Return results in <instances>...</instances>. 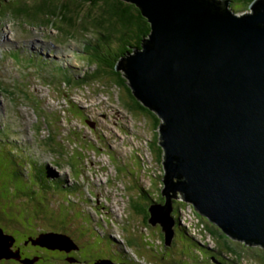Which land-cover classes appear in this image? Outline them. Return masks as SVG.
Segmentation results:
<instances>
[{
  "label": "rangeland",
  "instance_id": "rangeland-1",
  "mask_svg": "<svg viewBox=\"0 0 264 264\" xmlns=\"http://www.w3.org/2000/svg\"><path fill=\"white\" fill-rule=\"evenodd\" d=\"M21 1L32 5L40 0H4L6 6L0 8V60L5 50L15 49L21 50L23 56L37 59V50L32 53V48H42L53 59H59L63 56L61 51L65 52L66 60L58 62L75 79L94 69L81 55L99 37L96 28L89 23L86 29L81 23L69 28L59 18L44 17L49 20L38 23H29L25 17L13 20L7 8ZM238 10L236 14L243 15L249 7ZM86 13L83 9L80 15L84 17ZM1 65L11 87L4 84L0 87V125L4 124V129L16 127L21 136L16 137L15 146L28 139L34 159L29 147L23 145V148L10 147L7 161L0 155V214L21 228L12 233L17 242L24 237L23 233L34 234L33 219L37 215V225L43 231L51 229L50 222L67 227L64 232L68 230L75 243L80 244L77 254L75 250L66 253L41 246L31 248L29 255L41 256L34 264H93L95 258L108 260L109 256L121 257L128 264H171L177 259L187 262L185 257L190 260L188 264H201L199 259L209 257L205 249H200L197 258L190 251L194 245L181 231L174 245L164 248L160 227L146 223L144 215L136 212L147 206V194L160 201L163 187L158 182L163 178V168L162 156L161 159L158 156L159 140L154 135L158 134V127H154L147 114L131 113L126 108V88H117L110 81L70 85L57 73L44 71L38 78L31 70L30 74L10 68L12 65L8 63L0 62ZM72 66L77 68L76 72ZM13 83L19 84L26 95L13 88ZM36 104H40L42 114ZM5 133H0V137ZM7 149L0 146L3 152ZM19 157L21 162L17 161ZM172 199L184 205L180 214L183 219H191L186 225L191 228L198 225L191 205L179 194ZM180 223L183 225L181 220ZM0 225L4 231L5 226ZM200 233L205 236L201 240L210 243L211 238L202 231L193 234L198 238ZM228 239L230 246L241 253L240 264H264L261 259L264 248ZM0 264L17 263L0 261Z\"/></svg>",
  "mask_w": 264,
  "mask_h": 264
},
{
  "label": "water",
  "instance_id": "water-1",
  "mask_svg": "<svg viewBox=\"0 0 264 264\" xmlns=\"http://www.w3.org/2000/svg\"><path fill=\"white\" fill-rule=\"evenodd\" d=\"M122 1L149 24L141 47L117 67L160 120L164 202L148 207V224L158 225L170 246L179 194L228 238L264 248V0L243 15L218 0ZM30 241L77 249L53 232ZM14 243L0 228V260L31 264Z\"/></svg>",
  "mask_w": 264,
  "mask_h": 264
},
{
  "label": "trees",
  "instance_id": "trees-1",
  "mask_svg": "<svg viewBox=\"0 0 264 264\" xmlns=\"http://www.w3.org/2000/svg\"><path fill=\"white\" fill-rule=\"evenodd\" d=\"M218 1L228 2L229 4L228 7L232 9L234 12L236 11L235 13H238L237 12L239 11L238 9L243 8L244 10H246L255 0H218ZM29 3L30 2L25 3L21 1L15 5L9 4L7 11H10L12 18L21 19L20 17H25L23 19L27 21L42 22L49 20V19H43L44 17L51 18L53 20L59 18V19H63L64 23L69 28H74L78 23H81L83 28L86 27L87 23L92 25L93 28H96V31L99 33V37H97V39L95 38L92 45L87 46V48L84 49L86 52L88 64L90 63L94 65V69L89 73H86L75 84L83 86L91 83L100 84L102 81H110L111 84H113L117 88L124 87L126 88V100H125L126 108L129 109L131 113H141V114L143 113V115L147 114L148 117L153 119L154 127L157 128L159 126V122H160L159 118L156 116V114L145 108L140 102H138L135 99V97L132 95L130 88L127 86L122 71L117 70V67L123 65L122 63H124L125 61L124 58H126L127 55L132 50L139 49L141 47L142 41L149 34V24L147 20L141 15L140 10L136 6H134L131 3L124 2L122 0H40L39 2H35L32 5H30ZM3 4L5 5L4 0H0V8ZM83 9L87 10V13L85 14L84 17L80 15L81 10ZM127 97L129 100H127ZM154 135L156 136V140H158V134H154ZM151 144L152 142L150 143V145ZM161 152L162 149L158 153L159 159H161L162 156ZM0 155L2 156L4 161L9 160V155H10L9 152L6 151L3 152L0 150ZM158 183L160 185L161 184L163 185L162 180L161 182ZM143 193L141 194L145 196ZM19 195L23 196V193ZM147 198H148L146 200L148 201L147 206L145 205L141 206L136 211L137 213L144 215V219L146 223H148V219H149L148 205L153 203L164 202V197L161 195V192H160V201L151 199L148 194H147ZM31 205L32 203L29 206L31 207ZM34 206L36 205H33L32 207ZM183 209H184V205L182 206L180 203H175V205H173L171 216L175 217L176 224L179 218L178 216L179 211ZM194 216L197 218L198 226L201 227L203 233H206L211 236L214 246V247H207L206 245H200L199 242L192 240L191 243L194 245L193 247L194 250L190 249V251H192L193 253L194 251L199 253L200 249H205L209 253V257L207 259L205 258L199 259L201 261V264L202 263L240 264L238 260L239 259L242 260L241 253L237 252L233 247H231L232 245L230 244L231 242L229 241L228 237L224 235L212 223L208 222L206 219L201 217L197 212L194 213ZM36 218H38L37 215L33 219L34 220L33 231H35L34 234L30 235L23 233L24 237L18 243L20 247L26 245L25 244L26 242L27 244L28 243L31 244L30 239L34 240L37 237H39L41 233H48V232L60 233L70 238L73 241V243L77 242L72 237H70L68 230L64 232L65 230L64 228L67 227L59 226L50 222L49 225L51 229L47 231H43L41 228H39L40 225H37ZM0 223H2L7 229L6 230L4 228L7 231L6 232L4 230L5 231L4 233L12 235L14 239H15V235L12 233L17 231V229L21 230V228H18L15 224L4 220L2 214H0ZM178 225H180L179 222ZM0 227L2 226L0 225ZM180 228L182 227L179 226L177 227V229L181 231L184 234V236L188 238L189 235L186 234L185 230H182ZM176 238L177 237L175 235V239L173 238L172 240L173 243L172 245H174V242H176ZM162 240H163L162 245L164 248H166L164 245L163 234H162ZM77 245L80 244L77 243ZM16 250H19V247L13 251ZM19 254H20V250H19ZM183 254H185V250L183 251ZM194 254L197 255L198 258V254L196 253ZM227 255H229L231 258L229 259ZM74 257L76 258V256ZM39 258L41 257L38 255H27L24 256V258H21V254H20L21 260H27L28 263L31 262V264H34L35 261H37ZM108 258L110 260H115L116 264H128L124 259H121V257H117L115 259L109 256ZM196 259H194V261H196ZM261 259L264 260V257H262ZM185 260H187V262L190 261L186 257ZM0 261L14 262L18 260L3 259ZM18 262L19 263L17 264H22L20 261ZM187 262L186 261L184 262V260L177 259L176 261L172 260L171 264H188Z\"/></svg>",
  "mask_w": 264,
  "mask_h": 264
},
{
  "label": "clouds",
  "instance_id": "clouds-1",
  "mask_svg": "<svg viewBox=\"0 0 264 264\" xmlns=\"http://www.w3.org/2000/svg\"><path fill=\"white\" fill-rule=\"evenodd\" d=\"M162 180V179H161ZM162 187H163V185H162ZM162 190V189H161ZM173 200V199H172ZM183 200V199H182ZM148 201H145V203H147ZM185 202V201H184ZM150 204V203H149ZM154 204V203H153ZM151 205V204H150ZM150 205H148V207L150 206ZM173 205H175V203L172 201V210H173ZM189 205H191V204H189ZM191 207H192V205H191ZM193 208V207H192ZM193 210H194V208H193ZM195 211V210H194ZM195 213H196V211H195ZM178 216H179V218H178V221L179 220H181L182 221V223H183V225H178V221H177V224H176V221H175V217H173V220H174V224H173V231H174V237H175V229H177V227L179 226V227H182V228H180V229H184V227L183 226H185L186 227V230L189 232V237H188V239L192 242V240H194V241H197V242H199L200 243V245H204L203 243H205V245L206 244H208V245H211V244H213V242H212V238H211V236L210 235H208V234H206L205 233V235H208L210 238H211V240H210V243H208L207 241H202L201 239H205V236H202V234L200 233L199 234V237L198 238H196L195 236H194V232L196 231V230H198V231H202V229H201V227H199L198 225H195L194 227H192L191 228V226L190 225H186L187 224V220L186 219H183V214H180V211H179V214H178ZM202 217V216H201ZM197 219V218H196ZM205 219V218H204ZM186 220V222H184V221ZM198 222V221H197ZM189 223V222H188ZM190 224V223H189ZM193 229V230H192ZM161 230V229H160ZM193 233H192V232ZM203 232V231H202ZM173 237V238H174ZM201 241V242H200ZM203 242V243H202ZM173 243L171 242V245H172ZM170 245V246H171ZM207 246V245H206ZM165 247H169V246H165ZM207 247H210V246H207ZM212 247V246H211ZM194 253H196L197 254V252H195L194 251ZM113 263L115 262V264H116V261H113V260H111Z\"/></svg>",
  "mask_w": 264,
  "mask_h": 264
},
{
  "label": "flooded vegetation",
  "instance_id": "flooded-vegetation-1",
  "mask_svg": "<svg viewBox=\"0 0 264 264\" xmlns=\"http://www.w3.org/2000/svg\"><path fill=\"white\" fill-rule=\"evenodd\" d=\"M177 233H179V230H178V229H175V235H177ZM181 235L183 236V234H181ZM185 237H186V236H185ZM16 239H17V238L15 237V243H14L12 249L15 250L16 248L19 247L20 254H21V258H24V256L29 255L30 250H32L31 248H34V247H37V248H38V246H33V245H31L30 243H28V244L23 245L22 247H20V245H18L19 242H17ZM174 239H175V237H174ZM28 246H29V247H28ZM171 246H172V245H171ZM26 247H28V248H26ZM25 248H26V249H25ZM38 249H39V248H38ZM44 249H46V248H44ZM46 251H48V250H46ZM73 251H74V250H73ZM77 251H78V249H76V251H74V253L77 254V253H76ZM53 252H58V251H53ZM61 252H62V250H61ZM63 252H65V251H63ZM70 252H72V251H69V252H66V253H70ZM39 256H40V255H39ZM72 256H73V257H72ZM74 256H75V255H71L72 258H75ZM40 257H41V256H40ZM97 259H98V258H95V259H94V262H95ZM75 260L78 261L79 258L76 257ZM14 262L19 263L18 261H14ZM94 262H93V263H94Z\"/></svg>",
  "mask_w": 264,
  "mask_h": 264
},
{
  "label": "bare ground",
  "instance_id": "bare-ground-1",
  "mask_svg": "<svg viewBox=\"0 0 264 264\" xmlns=\"http://www.w3.org/2000/svg\"><path fill=\"white\" fill-rule=\"evenodd\" d=\"M35 50H37V53H35ZM42 50H43L42 48H41V49H39V48H35V49H33V48H32V53H35V54L37 55L38 59H40V60L43 62V64H44V60H45V58H47V56L43 53ZM39 51H41V53H40ZM48 59H50V58H48ZM144 194H145V193H144ZM145 195H146V194H145ZM146 196H147V195H146ZM178 222H179L180 225H182V224L180 223V220H179ZM183 227H184L183 230H185L186 234H187V235H190L189 232L186 230V227H185V226H183ZM192 230H193V229H192ZM198 237H199V236H198Z\"/></svg>",
  "mask_w": 264,
  "mask_h": 264
},
{
  "label": "built area",
  "instance_id": "built-area-1",
  "mask_svg": "<svg viewBox=\"0 0 264 264\" xmlns=\"http://www.w3.org/2000/svg\"><path fill=\"white\" fill-rule=\"evenodd\" d=\"M186 220L190 223L191 219L186 218ZM195 221L197 222V219L195 218Z\"/></svg>",
  "mask_w": 264,
  "mask_h": 264
}]
</instances>
